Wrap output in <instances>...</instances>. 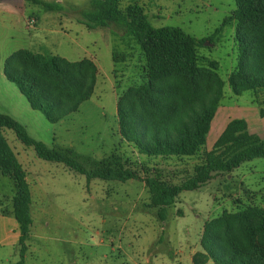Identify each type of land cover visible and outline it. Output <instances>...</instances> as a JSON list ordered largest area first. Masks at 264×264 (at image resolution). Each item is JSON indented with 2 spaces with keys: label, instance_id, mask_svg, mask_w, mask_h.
I'll return each instance as SVG.
<instances>
[{
  "label": "rangeland",
  "instance_id": "rangeland-1",
  "mask_svg": "<svg viewBox=\"0 0 264 264\" xmlns=\"http://www.w3.org/2000/svg\"><path fill=\"white\" fill-rule=\"evenodd\" d=\"M42 1L58 3L62 11H48L25 0L0 2V113L20 122L33 139L49 148L74 150L88 168L87 159L101 161L117 154L142 178L158 176L173 185L194 176L212 151L228 149L231 155L239 149L236 141L214 149L222 130L218 123L241 115L251 135L264 139V92L259 105L254 92L235 96L229 86L240 58L235 21L197 50L199 65L216 62L224 83L212 121L215 128L206 145L189 158H149L123 140L117 116L121 94L145 80V60L138 46L122 39L123 31L114 25L88 29L82 14L90 10L91 0ZM130 4L143 6L155 28H181L199 40L213 35L236 10L233 0H120L122 9ZM31 19L36 20L34 26L28 23ZM20 49L71 62L93 61L98 68L93 96L78 112L50 123L4 75L6 59ZM121 55L124 60L115 64L114 58ZM3 133L27 173L32 195L26 264H195L194 256L203 253L207 222L248 206L264 207V158L245 162L230 174H217L198 190L181 193L162 221L158 209L149 205L144 182L95 179L88 183L63 164L40 159L12 130ZM15 193L14 181L0 172V197ZM206 264L216 263L209 258Z\"/></svg>",
  "mask_w": 264,
  "mask_h": 264
},
{
  "label": "trees",
  "instance_id": "trees-1",
  "mask_svg": "<svg viewBox=\"0 0 264 264\" xmlns=\"http://www.w3.org/2000/svg\"><path fill=\"white\" fill-rule=\"evenodd\" d=\"M5 0H0V2ZM33 2L48 11L60 12L61 5L42 0ZM236 10L213 35L199 40L177 27L155 28L143 6L130 4L125 9L120 0H91L90 10L82 14L90 29L111 25L123 31L122 39L134 42L145 60V80L128 88L118 99L117 116L120 135L140 154L149 158H189L205 145L211 123L224 95V83L218 65L200 66L197 50L212 42L230 22H236V40L240 58L229 86L235 96L255 93L257 103L264 92V0H233ZM113 56H116L115 53ZM124 56L114 58L118 64ZM6 79L15 84L33 110L41 112L50 123H58L78 112L82 103L94 94L98 68L89 59L71 62L57 55H44L28 49L11 54L4 64ZM12 130L18 140L32 147L45 161L63 164L86 177L87 182L142 181L149 192V205L158 209L164 221L167 209L181 193L205 186L215 175L232 173L245 162L264 158V139L247 132L242 119L231 120L214 144L225 148L233 141L240 144L233 154L228 149L209 153L194 176L178 185L168 184L158 176L140 174L126 167L122 158L112 154L88 168L70 148H49L33 139L25 126L0 113V172L10 177L16 193L9 207L7 197H0V212L12 214L19 225L20 260L26 264L27 239L33 223L32 195L27 173L19 162L3 131ZM203 253L195 255V264H264V207L248 206L237 213H224L206 223L201 239Z\"/></svg>",
  "mask_w": 264,
  "mask_h": 264
},
{
  "label": "crops",
  "instance_id": "crops-1",
  "mask_svg": "<svg viewBox=\"0 0 264 264\" xmlns=\"http://www.w3.org/2000/svg\"><path fill=\"white\" fill-rule=\"evenodd\" d=\"M214 119H216V115H215ZM235 119H243V118L240 115V116H237ZM231 120H233V119H229L228 122L218 123V125H217L218 128L220 126H222V130H220L221 132L219 131V134H218L219 136L222 134V132L225 130L227 124ZM262 121H263V118H261V120L258 122H262ZM214 125L215 124L212 125V123H211L210 131H211V129L215 128ZM247 132H249L248 131V123H247ZM13 196H10V197L5 196V197H7V200L5 202L6 207L10 206L11 199L13 198ZM32 207H33V203L31 204V212H32ZM19 241H20V231H19V225H18L16 219L14 218V216L12 214H9V213L3 214L0 212V264H15L16 262H18L20 260ZM25 261H26V258H25Z\"/></svg>",
  "mask_w": 264,
  "mask_h": 264
},
{
  "label": "built area",
  "instance_id": "built-area-1",
  "mask_svg": "<svg viewBox=\"0 0 264 264\" xmlns=\"http://www.w3.org/2000/svg\"><path fill=\"white\" fill-rule=\"evenodd\" d=\"M35 21H36L35 19H31L28 21V23H29V25L34 26V24L36 23Z\"/></svg>",
  "mask_w": 264,
  "mask_h": 264
}]
</instances>
